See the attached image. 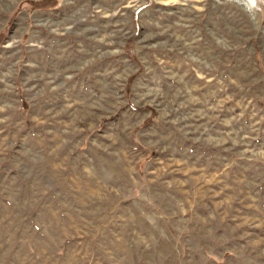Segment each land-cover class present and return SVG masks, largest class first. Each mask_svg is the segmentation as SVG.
<instances>
[{"label":"rangeland","instance_id":"rangeland-1","mask_svg":"<svg viewBox=\"0 0 264 264\" xmlns=\"http://www.w3.org/2000/svg\"><path fill=\"white\" fill-rule=\"evenodd\" d=\"M0 264H264V0H0Z\"/></svg>","mask_w":264,"mask_h":264}]
</instances>
